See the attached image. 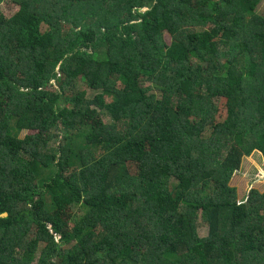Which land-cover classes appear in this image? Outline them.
<instances>
[{
  "label": "trees",
  "instance_id": "16d2710c",
  "mask_svg": "<svg viewBox=\"0 0 264 264\" xmlns=\"http://www.w3.org/2000/svg\"><path fill=\"white\" fill-rule=\"evenodd\" d=\"M0 2V264H264V0Z\"/></svg>",
  "mask_w": 264,
  "mask_h": 264
},
{
  "label": "rangeland",
  "instance_id": "374dc122",
  "mask_svg": "<svg viewBox=\"0 0 264 264\" xmlns=\"http://www.w3.org/2000/svg\"><path fill=\"white\" fill-rule=\"evenodd\" d=\"M0 7L4 8V6ZM262 6V3L261 5ZM259 13L264 16V8L260 7ZM168 40V37H165ZM230 186L236 189L237 199L243 201L248 191L251 188L257 189L260 192L264 191V162L262 155L258 151H253L249 156H243L239 169L234 172L229 182ZM186 187V182L182 181L181 190ZM207 228L201 224L198 228L199 236H205ZM37 257L34 258L31 264H36Z\"/></svg>",
  "mask_w": 264,
  "mask_h": 264
}]
</instances>
